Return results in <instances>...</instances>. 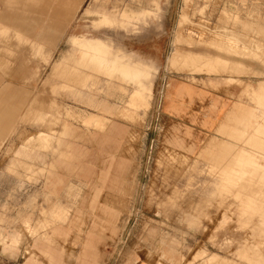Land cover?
<instances>
[{"label":"rangeland","instance_id":"1","mask_svg":"<svg viewBox=\"0 0 264 264\" xmlns=\"http://www.w3.org/2000/svg\"><path fill=\"white\" fill-rule=\"evenodd\" d=\"M88 9L129 17L99 28ZM10 25L0 33V93L12 92L0 121V264H264V0H81L60 34L29 39ZM71 36L133 53L165 38L144 79L149 102L137 107L138 84L120 79L130 65L86 54L84 66ZM171 80L228 96L227 125L191 118L207 102L165 115Z\"/></svg>","mask_w":264,"mask_h":264},{"label":"crops","instance_id":"2","mask_svg":"<svg viewBox=\"0 0 264 264\" xmlns=\"http://www.w3.org/2000/svg\"><path fill=\"white\" fill-rule=\"evenodd\" d=\"M48 1L37 0L32 3H17L14 0H0V5L3 4L5 7L3 12L0 13V33L12 30L13 27L10 24H18L20 28L29 35V39L40 37L47 38L48 36L46 34H48L47 31L50 27H54L57 33L60 34L59 32L64 28L66 23L71 21V19H73L75 16L81 0ZM10 6H12L11 9L9 8ZM86 13H96L100 15V21L96 20V26L99 28L118 26L124 27L127 17H129L127 11L120 13L121 16L109 11L102 12L98 9H88ZM55 15H57V18L53 19L52 17H55ZM69 41L73 45V53L80 59L84 66L85 64L82 58L86 54H89L93 55L95 57V61L97 60L96 62H99L101 65L119 62L123 66L136 65L139 67L142 72L137 77L133 78L132 76H126L125 78H120L122 80H133L138 84L133 92V94L137 92L138 96L141 98V105L137 107L143 106L144 102L148 103L150 98L149 93H147L144 89V79L150 77L149 74L144 73L145 67L148 68L150 64L153 63L152 65L155 69L157 66L154 63H159L162 59L161 56L166 55L170 48L165 38H163V40H149L150 42H146V46L137 48V50L134 52L135 54L133 52L126 51L122 46L114 47L110 41L101 37L71 36L69 37ZM143 55H150L154 57L146 58ZM176 55L177 54H175V56ZM150 60L152 63L149 62ZM93 69L98 70L100 68L94 65ZM165 92L166 94L163 111L168 117L178 118L185 113L191 115L192 113L190 112H197L194 110L196 109V105L198 103L207 102V106L202 110L203 116L196 113L191 117L193 120H197V123L200 122V124L203 125L202 127H215L217 125V130L227 125V120L230 119V113L232 110L231 108L233 105L231 106L232 101L228 96L214 94L211 91L210 94V92L205 88L193 85L189 82H181L179 80L169 81L167 90ZM11 97L12 92L10 91V88H5L0 93L1 122L6 118V110L11 105ZM224 114L225 119L222 120L221 118ZM97 118L100 117L98 116ZM94 122L99 124L102 129L106 125L104 122H99L97 119ZM66 127L71 128L70 125H67ZM189 131L190 130L187 129L184 134H190ZM185 135L184 137H186ZM184 137L181 138V140H183ZM43 139H45L47 142H52L56 138L54 136H46ZM198 143L199 140L196 139L193 145L197 146ZM138 264H149V262L139 261Z\"/></svg>","mask_w":264,"mask_h":264},{"label":"bare ground","instance_id":"3","mask_svg":"<svg viewBox=\"0 0 264 264\" xmlns=\"http://www.w3.org/2000/svg\"><path fill=\"white\" fill-rule=\"evenodd\" d=\"M106 46V45H105ZM104 49V48H103ZM107 49V48H106ZM105 50V49H104ZM107 51V50H106ZM99 59V58H98ZM172 59H173V57H171V62H172ZM97 61V60H96ZM98 63V62H97ZM98 65H99V63H98ZM109 65V64H108ZM111 65V64H110ZM100 66H102V65H100ZM112 66L114 67V69H115V66L112 64ZM107 68V67H106ZM112 68V67H111ZM149 69H151L150 67H145V69H144V73L145 74H150V72H151V70H149ZM118 73H120V71H122V75H125V76H127V77H133V78H135V77H137L138 75H140V73L142 72V70L141 69H139V68H137V67H130V66H128V68H127V70H123V69H118V70H116ZM113 72V71H112ZM124 73V74H123ZM116 74V76L118 75L117 73H115ZM118 77V76H117ZM139 78V77H138ZM133 102V103H132ZM138 101L136 100V98H133V100L132 101H130V104L131 105H136V103H137Z\"/></svg>","mask_w":264,"mask_h":264}]
</instances>
